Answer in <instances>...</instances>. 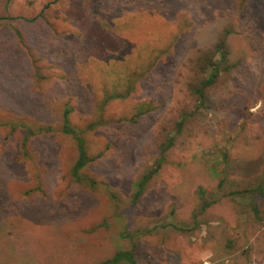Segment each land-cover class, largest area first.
<instances>
[{
  "label": "rangeland",
  "instance_id": "1",
  "mask_svg": "<svg viewBox=\"0 0 264 264\" xmlns=\"http://www.w3.org/2000/svg\"><path fill=\"white\" fill-rule=\"evenodd\" d=\"M261 191L264 0H0V264H264Z\"/></svg>",
  "mask_w": 264,
  "mask_h": 264
},
{
  "label": "trees",
  "instance_id": "2",
  "mask_svg": "<svg viewBox=\"0 0 264 264\" xmlns=\"http://www.w3.org/2000/svg\"><path fill=\"white\" fill-rule=\"evenodd\" d=\"M226 36H227V32H224L223 35L220 37V39L216 43V51L221 54V58L215 61L212 60V69L208 77L204 79L201 82V84L195 88L196 94L203 101L205 100V97H206L205 95L206 88L213 85L216 82L218 76L222 72L221 65H222L223 60L226 59V55H227L226 39H225ZM64 127H65L64 128L65 131L75 134V136L78 137L77 140H78V148H79V158L74 164L72 173L76 179L80 180L81 179L80 170L90 161V159L88 158L86 154L84 141L80 139L81 138L80 136L76 135V130H75L76 128L70 126V124L67 123L66 118H65ZM161 164L162 162H159L157 166L158 170L161 167ZM158 170H152L147 175H145L142 180H140L137 183L138 192L136 193V197H139V195L143 192L146 183L153 177L155 173L158 172ZM261 194L264 195V191L263 192L261 191ZM254 211H255L256 218L258 220H261L262 217L260 216L259 209L255 207ZM99 264H137V261H136L135 255L132 250H122V251L117 252L114 258L101 262Z\"/></svg>",
  "mask_w": 264,
  "mask_h": 264
}]
</instances>
